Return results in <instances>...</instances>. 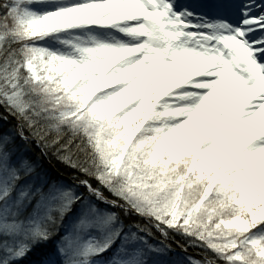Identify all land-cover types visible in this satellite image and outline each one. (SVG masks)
Returning <instances> with one entry per match:
<instances>
[{
  "label": "snow or ice",
  "instance_id": "obj_1",
  "mask_svg": "<svg viewBox=\"0 0 264 264\" xmlns=\"http://www.w3.org/2000/svg\"><path fill=\"white\" fill-rule=\"evenodd\" d=\"M0 264H264V0H0Z\"/></svg>",
  "mask_w": 264,
  "mask_h": 264
}]
</instances>
